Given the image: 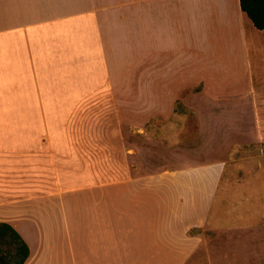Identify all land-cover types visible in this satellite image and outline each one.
<instances>
[{
    "label": "crops",
    "instance_id": "obj_1",
    "mask_svg": "<svg viewBox=\"0 0 264 264\" xmlns=\"http://www.w3.org/2000/svg\"><path fill=\"white\" fill-rule=\"evenodd\" d=\"M125 62L147 70L150 99L201 86L264 116V29L240 0H0V223L24 264H172L220 206L223 162L125 177L105 153L92 169L108 145L76 118Z\"/></svg>",
    "mask_w": 264,
    "mask_h": 264
},
{
    "label": "rangeland",
    "instance_id": "obj_2",
    "mask_svg": "<svg viewBox=\"0 0 264 264\" xmlns=\"http://www.w3.org/2000/svg\"><path fill=\"white\" fill-rule=\"evenodd\" d=\"M146 73H133L130 62L114 69L117 85L102 90L108 99L93 102L91 117L76 118L86 135L108 145L90 150L92 169L105 153L113 162L102 167L115 173L117 157L125 177L223 162L220 206L207 225L189 229L201 239L185 260L172 256V264H264V116L238 95L191 93L201 86L183 87L181 99H150ZM112 92L121 99H111ZM16 250V242L0 240L3 259L14 262Z\"/></svg>",
    "mask_w": 264,
    "mask_h": 264
},
{
    "label": "trees",
    "instance_id": "obj_3",
    "mask_svg": "<svg viewBox=\"0 0 264 264\" xmlns=\"http://www.w3.org/2000/svg\"><path fill=\"white\" fill-rule=\"evenodd\" d=\"M240 3L243 11L247 13L255 26L264 29V0H240ZM8 229L12 231L13 235L9 236ZM6 238L16 242L17 250L13 256L14 262H9L0 256V264H24L29 257V246L9 224L0 223V240Z\"/></svg>",
    "mask_w": 264,
    "mask_h": 264
}]
</instances>
